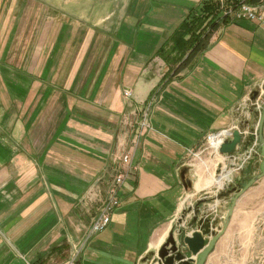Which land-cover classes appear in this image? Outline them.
Wrapping results in <instances>:
<instances>
[{
	"label": "crops",
	"instance_id": "obj_1",
	"mask_svg": "<svg viewBox=\"0 0 264 264\" xmlns=\"http://www.w3.org/2000/svg\"><path fill=\"white\" fill-rule=\"evenodd\" d=\"M200 1L0 0V264H62L126 150L135 168L121 205L79 264H157L171 232L180 240V214L200 199L198 215L216 217L215 232L222 226L229 199L216 194L258 173L261 156L253 147L243 160L207 152L206 136L252 121L250 92L264 95V24L229 18L178 68L158 49ZM164 48L178 55L171 41ZM151 99L152 129L132 148L137 110ZM261 181L238 197L205 264L217 254L263 258ZM193 216L187 210L181 225Z\"/></svg>",
	"mask_w": 264,
	"mask_h": 264
},
{
	"label": "water",
	"instance_id": "obj_2",
	"mask_svg": "<svg viewBox=\"0 0 264 264\" xmlns=\"http://www.w3.org/2000/svg\"><path fill=\"white\" fill-rule=\"evenodd\" d=\"M250 93L249 99L251 104L248 108L252 114V121L242 119L240 126L230 129L227 136L223 138L222 143L218 146L217 151L219 154L225 155L227 159L240 157L243 160L244 156L253 154V152H247L248 149L253 147L254 151L261 156L258 164V173L248 179L244 178V180L238 181L236 185H229L226 190H222L216 194L217 199H229L224 213L223 224L217 228L216 232L213 231L217 222L216 217L211 218L206 214L198 215L199 206L204 201L203 199H200L194 206L187 208L188 211H193L194 216L191 220L186 221L185 225H181L183 220H185V212L187 211L185 209L177 219V225L182 226L177 229V232L181 235L179 242L175 241L174 234L171 232L166 242L157 252V264H205L207 256L216 245V240L226 231L233 208L239 199L238 197L252 186L255 181L264 176V95H261L259 87L253 89ZM259 99L263 101L259 103ZM255 123L257 125L256 128L249 127L246 134L242 133L244 127L247 128L248 124ZM254 146H257V148ZM180 170L182 185L186 188L192 187V181L187 176L190 171L189 167L185 165ZM189 228L191 232H186V229ZM206 235L210 237L207 238ZM183 245L187 246L188 251L195 256L194 258L185 256L182 250ZM152 254L149 253L148 255Z\"/></svg>",
	"mask_w": 264,
	"mask_h": 264
},
{
	"label": "built area",
	"instance_id": "obj_3",
	"mask_svg": "<svg viewBox=\"0 0 264 264\" xmlns=\"http://www.w3.org/2000/svg\"><path fill=\"white\" fill-rule=\"evenodd\" d=\"M221 5L222 14L231 19H248L251 21H256L259 24H264V0H238L235 4H230L227 1L219 0ZM123 96L125 98H130L132 92L130 89L123 90ZM151 105L152 99L144 103L139 110H137V121H136V131L135 136L132 140V148L138 144V139L141 135L146 132L151 131ZM222 132H212L206 136V150H211L212 152L217 151L218 146L223 141ZM218 152V151H217ZM121 160L113 172V175L109 181L108 189L105 197L100 201L98 212L93 217L89 228L86 231L85 238L81 243L72 247L67 259L62 264H79V255L82 250V246L91 236L95 235L96 232L105 229L111 222V214L113 211L121 205L119 192L122 188L124 180L130 176L134 171V164L132 162L131 150H126L121 155ZM187 164H192L191 160H186Z\"/></svg>",
	"mask_w": 264,
	"mask_h": 264
},
{
	"label": "trees",
	"instance_id": "obj_4",
	"mask_svg": "<svg viewBox=\"0 0 264 264\" xmlns=\"http://www.w3.org/2000/svg\"><path fill=\"white\" fill-rule=\"evenodd\" d=\"M224 1L230 4L238 2V0ZM229 21V18L222 14L219 0H201L190 14L181 20L164 44L160 46L158 52L164 60L171 63L177 62L180 68L189 63L196 53L208 47L213 30ZM169 41L172 42L170 52L174 50L178 54L176 58L174 56L168 58L169 53L163 52L165 44Z\"/></svg>",
	"mask_w": 264,
	"mask_h": 264
},
{
	"label": "rangeland",
	"instance_id": "obj_5",
	"mask_svg": "<svg viewBox=\"0 0 264 264\" xmlns=\"http://www.w3.org/2000/svg\"><path fill=\"white\" fill-rule=\"evenodd\" d=\"M206 151L208 152V150ZM260 183H261V186L257 194H262L259 198H261L260 203H263L264 202V182L261 181ZM256 201H257V198H255V203ZM263 252H264V247H263ZM229 253H231V251H229L228 249L224 251V255H229ZM262 257H263L262 259H260L258 256L253 257V259L246 260V262H242V261L241 262H237V261L228 262L223 257L219 258L217 254L216 257L210 258V261L208 262V264H264V253Z\"/></svg>",
	"mask_w": 264,
	"mask_h": 264
}]
</instances>
